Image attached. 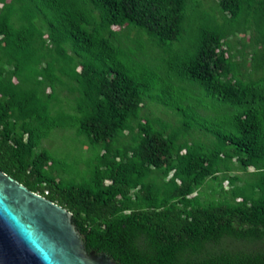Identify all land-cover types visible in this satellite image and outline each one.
<instances>
[{"label": "trees", "instance_id": "trees-1", "mask_svg": "<svg viewBox=\"0 0 264 264\" xmlns=\"http://www.w3.org/2000/svg\"><path fill=\"white\" fill-rule=\"evenodd\" d=\"M188 1L0 0V170L116 264H264V0H217L176 47ZM67 127L92 152L74 179L41 145Z\"/></svg>", "mask_w": 264, "mask_h": 264}, {"label": "water", "instance_id": "water-1", "mask_svg": "<svg viewBox=\"0 0 264 264\" xmlns=\"http://www.w3.org/2000/svg\"><path fill=\"white\" fill-rule=\"evenodd\" d=\"M70 216L0 170V264H116L85 251Z\"/></svg>", "mask_w": 264, "mask_h": 264}, {"label": "rangeland", "instance_id": "rangeland-1", "mask_svg": "<svg viewBox=\"0 0 264 264\" xmlns=\"http://www.w3.org/2000/svg\"><path fill=\"white\" fill-rule=\"evenodd\" d=\"M201 3L200 8H195L193 1L189 0L187 7L185 9V19L183 24V40L176 44V47L188 46L190 38L195 37V32L197 30L199 22H201L202 17L208 19V17L216 16L220 21L221 17L217 10V0H199ZM207 17V18H206ZM117 29L116 27H112ZM133 31H131L130 36ZM242 34H237L235 36L237 45L239 47V37ZM246 37V36H245ZM135 47L141 49L147 58H155L163 56L164 53L158 49L153 42L149 41L146 36H136L135 33ZM148 59V61H150ZM161 62V61H159ZM183 86H191V89H185L188 93L191 92L196 99L201 100L208 107H212L213 100L208 96L204 89L196 84H183ZM155 103L148 102V105L144 108L143 112L146 116L158 115L165 120H172L173 115L165 109L163 106L154 105ZM200 112L203 114L206 112L205 109L199 108ZM207 113V112H206ZM202 138V136L200 137ZM88 138L85 136H78L76 130L73 127L67 128H55L50 131L49 135L41 140V145L46 148V150L51 154L56 162V172L60 171L62 176L66 178H78L82 177L87 170V161L92 157V152L88 147ZM61 175V174H60ZM210 189L207 186H202L199 188V196L201 199H206L209 196Z\"/></svg>", "mask_w": 264, "mask_h": 264}]
</instances>
